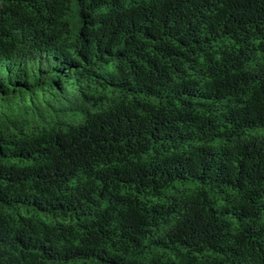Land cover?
<instances>
[{"label":"trees","instance_id":"1","mask_svg":"<svg viewBox=\"0 0 264 264\" xmlns=\"http://www.w3.org/2000/svg\"><path fill=\"white\" fill-rule=\"evenodd\" d=\"M0 264H264V0H0Z\"/></svg>","mask_w":264,"mask_h":264}]
</instances>
